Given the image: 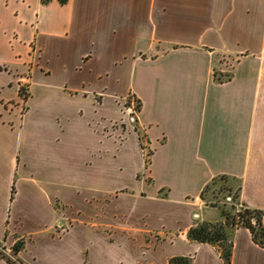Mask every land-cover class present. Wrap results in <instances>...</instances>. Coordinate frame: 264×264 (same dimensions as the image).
I'll list each match as a JSON object with an SVG mask.
<instances>
[{"label": "crops", "instance_id": "1", "mask_svg": "<svg viewBox=\"0 0 264 264\" xmlns=\"http://www.w3.org/2000/svg\"><path fill=\"white\" fill-rule=\"evenodd\" d=\"M129 95L146 166L135 131L116 144L94 126ZM127 169L134 189L117 183ZM216 177L237 185L264 227V0H0L1 242L20 227L41 238L51 264H107L98 249L133 232L175 247L164 264H224L217 245L187 238L197 221L218 219L201 198ZM95 197L109 198V234L99 221L43 239L66 206ZM231 240L230 264H264L247 228ZM27 254L17 255L34 264Z\"/></svg>", "mask_w": 264, "mask_h": 264}, {"label": "rangeland", "instance_id": "2", "mask_svg": "<svg viewBox=\"0 0 264 264\" xmlns=\"http://www.w3.org/2000/svg\"><path fill=\"white\" fill-rule=\"evenodd\" d=\"M18 90L19 96L21 98V101H19V103L21 105L20 112L22 114L26 110V100L30 93L28 82H20ZM7 104L9 105V107L11 106L9 102ZM118 108L120 110L117 117L108 121H94V126L96 130L101 131L105 136H110L111 138L115 139L116 144L121 143L129 138V136L132 135V131H135L139 136L140 154L146 166L149 157V149H147L144 144L145 140L141 135V131L138 130L135 118V113L138 109L137 100L129 95L128 98L118 100ZM11 153V146H6V144H4L3 156L5 161L8 160ZM129 169H127L124 174L122 172L116 175L117 179L120 178L119 182L117 183L124 184L128 188L134 189V180L129 174ZM231 183V181L217 177L214 180L210 181L207 187L204 189L202 199L205 206L216 207L219 213L218 219L212 221L222 220L221 211L229 214H235L237 211L242 210L238 200L236 187L237 185ZM71 201L72 200H69V202ZM74 202L73 204H75ZM79 202H81L82 205L79 206V203H77V205L72 209H70L71 207H69V205L66 206V209H68V213H71H69V215L63 216V218L61 219V224H55L56 226L54 225L53 227H51L48 234L43 239L57 240L59 236L65 234L69 229H71L72 225H74L75 223L79 225V235L85 234L84 231L80 228L82 225L81 223H84L85 225H95L94 223H97L99 221H102V223H104V225L102 226V230L104 231V233L109 234L108 226H106L111 214L109 210V198L95 197L91 199L89 198L85 201L79 200ZM53 203V206L55 208L62 205L61 201H55ZM76 211H78V213ZM175 213H183V209H176ZM1 214L2 212L0 210V232L5 225V221H2ZM170 215H172V212H170ZM197 216L198 215H196V217ZM7 219L8 218H5V220ZM131 219L135 220L134 217L126 218L127 224L131 222ZM10 221L11 218L9 219V222ZM132 225L134 224L132 223ZM6 233L9 235V239L7 243H3L0 241V254L11 259L16 264H28L20 260L18 255L13 254L11 248H6L9 241H13L12 245L15 242H21L22 249L18 254H22V256L24 257L27 253H30V257H32L35 261L34 264L52 263L48 259V250L46 251V248L41 243V238L39 236L22 232L20 227L15 231L10 229L9 232L7 231ZM123 234L124 233L120 232L114 233V242L110 243L108 245L109 247L107 246L98 249V254L101 260L105 261L107 264H164V258L167 255H171L173 254V252H175V247L173 245H170L169 243L147 244L143 241L139 234L131 232V234L126 233L124 234V236H122ZM156 238L159 239V237L155 236V239ZM56 247L57 248H50V253H60L61 251L59 250V246ZM25 249H28L27 252H23Z\"/></svg>", "mask_w": 264, "mask_h": 264}, {"label": "trees", "instance_id": "3", "mask_svg": "<svg viewBox=\"0 0 264 264\" xmlns=\"http://www.w3.org/2000/svg\"><path fill=\"white\" fill-rule=\"evenodd\" d=\"M138 107L139 101L137 100V108ZM207 185L205 186V188L207 187ZM204 189L201 192V198ZM241 209L242 210L237 211L235 214H229L221 211L222 220L219 221H197L188 228L187 238L193 241L217 245L224 264H230L232 249L231 233L232 230L238 226L247 228L251 234L253 241L260 246H264V227L262 225V212L257 209L245 207L243 205H241ZM10 248L13 254L17 255L22 249V243L15 242ZM0 255L4 257L9 264H16L14 261L5 257L4 255ZM190 263L191 257L188 255L172 256L168 262V264Z\"/></svg>", "mask_w": 264, "mask_h": 264}, {"label": "water", "instance_id": "4", "mask_svg": "<svg viewBox=\"0 0 264 264\" xmlns=\"http://www.w3.org/2000/svg\"><path fill=\"white\" fill-rule=\"evenodd\" d=\"M134 130V129H133ZM138 138H139V136H138Z\"/></svg>", "mask_w": 264, "mask_h": 264}, {"label": "built area", "instance_id": "5", "mask_svg": "<svg viewBox=\"0 0 264 264\" xmlns=\"http://www.w3.org/2000/svg\"><path fill=\"white\" fill-rule=\"evenodd\" d=\"M132 119H133V117H132Z\"/></svg>", "mask_w": 264, "mask_h": 264}, {"label": "flooded vegetation", "instance_id": "6", "mask_svg": "<svg viewBox=\"0 0 264 264\" xmlns=\"http://www.w3.org/2000/svg\"><path fill=\"white\" fill-rule=\"evenodd\" d=\"M61 223H62V222H61ZM61 223H60V224H61Z\"/></svg>", "mask_w": 264, "mask_h": 264}]
</instances>
